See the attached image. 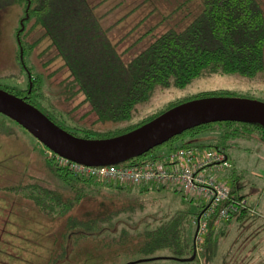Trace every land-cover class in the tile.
<instances>
[{
    "label": "rangeland",
    "instance_id": "1",
    "mask_svg": "<svg viewBox=\"0 0 264 264\" xmlns=\"http://www.w3.org/2000/svg\"><path fill=\"white\" fill-rule=\"evenodd\" d=\"M256 1L264 17V0ZM202 3L203 0H103L97 12L103 16V27L111 28V40L114 43L122 41L118 50L128 60L157 36L170 29H183L200 13ZM24 18L19 5L8 8L2 14L0 85L3 87H26L28 84L26 73L22 72L20 62L17 61L19 47L16 34ZM25 23L26 20L25 32L22 31L19 38L24 34V40L32 44L33 51L26 54L25 60L27 66L33 67L32 72L42 77L41 92L45 95L43 106L52 109L57 116L61 114L65 124L76 128L75 131L80 129V134L85 129L91 130L95 133V139L99 134L125 129L130 123L138 124L166 111L177 101L207 91L224 90L235 97L264 101V70L255 76L238 72L220 74L205 71L183 87L176 86L173 80L166 87H156L149 99L136 107L128 123L98 122L97 117L89 112V106L82 103V95L71 99L68 94L65 95L62 81L66 74L61 69V61L49 64L55 52L45 51L48 41L41 43L43 31L32 27L31 22L27 26ZM234 129L243 130V127L236 126ZM219 136V128L215 126L192 141L195 146L208 148L217 143ZM180 145L181 139H176L154 149L153 153H167ZM227 152L232 164L242 167L238 183L246 186L243 193L247 195L249 204L255 207L252 198L254 193L248 182L251 184L250 181L256 180L261 185L263 183L264 141H261L258 134L239 136L233 144H227ZM211 174L230 187L234 185L229 180V171ZM17 185L19 193L15 194L10 188ZM107 186L65 180L56 170V164L53 165L48 158L47 148L18 123L0 114V264H117L116 247L109 249L104 243L117 237L123 227L128 229L129 246L133 247L139 243L135 239L148 224L155 226L177 210L196 213L203 202L192 200L180 191L156 186L131 185L122 190ZM39 187L54 190L60 194L63 202L74 201L78 194L82 196L64 216L48 217L25 196L29 195V190ZM141 188L149 190L141 192ZM257 211L258 215L245 212L244 217L233 220L229 225L222 222L213 226L215 232L222 230L223 237L218 244L206 250L205 256L201 255V264H264V211ZM109 215L113 216L112 221L100 222L97 231L88 233L89 237L85 239L80 236L85 234L81 227H68L71 220L89 222L106 219ZM129 249H121L123 259L125 251ZM63 250L67 253L65 259L53 263ZM209 253H212V257L205 262ZM131 258L126 256L122 262L133 261ZM138 258L141 256L136 255L135 259L140 260ZM156 264L196 263L166 258Z\"/></svg>",
    "mask_w": 264,
    "mask_h": 264
},
{
    "label": "trees",
    "instance_id": "2",
    "mask_svg": "<svg viewBox=\"0 0 264 264\" xmlns=\"http://www.w3.org/2000/svg\"><path fill=\"white\" fill-rule=\"evenodd\" d=\"M102 1L0 0V22L2 14L16 5L22 8L25 17L30 3L29 19L25 24L27 26V23L31 22L32 27L43 31L41 43L48 41V48L45 51L55 52L54 57L48 61L49 64L56 60L61 61V69L66 74L62 81L65 95L68 94L70 99L82 95V103L89 106V112L97 117L98 122L128 123L136 107L148 100L156 87H166L171 80L176 86L183 87L205 71L220 74L238 72L246 76H255L264 70V17L256 0H203L200 13L183 29H170L157 36L146 48L128 60H125L124 54L118 50L122 41L114 43L109 36L111 28L103 27V16L97 12ZM23 35L21 43L26 63V54L33 51V48L32 44L24 40ZM19 50L17 60H19ZM27 67L33 76L31 93H29V82L26 87L11 89L0 85V88L24 98L66 131L82 138L95 139L93 137L95 133L91 130L85 129L84 133L80 134V129L75 131L76 128L64 123L65 119L61 114L57 116L52 109L43 106L45 95L41 92L42 77L32 72V66ZM25 75V78H28L27 74ZM213 96L233 95L224 90L207 91L199 96L177 101L168 109L189 100ZM163 112L165 111L146 118L138 124L130 123L125 129L99 134L97 138H110L127 133ZM215 126H218L220 136L214 146H223L227 149L228 143L233 144L239 136L245 135L258 134L261 141H264V127L259 124L228 121L193 128L168 143L181 139L179 147L192 146L193 138L214 129ZM236 126L243 127V130L234 129ZM156 154L152 151L148 155ZM52 164L54 165L53 162ZM56 170L65 180L85 182L87 185H104L95 180L74 176L57 165ZM234 173L233 171L228 174L229 180L234 184L232 193L246 198L239 194L241 186L239 187L238 180L241 175L236 173L235 177ZM107 187L125 189V186L118 185ZM39 188L29 190V195L25 194V196L29 197L48 217L64 216L82 196L78 194L74 201L63 202L60 194L54 190ZM147 190L149 189L141 188L140 191ZM203 208L204 206L196 213L177 210L155 226L148 224L139 233L141 240L139 237L135 239L139 242L136 246H129L130 235L125 227L117 237L114 236L104 243V246L109 249L116 247L117 264H127L132 261L122 262L126 256L132 257L135 261L136 255H140L143 259L164 258L135 264H156L159 260H166L165 258L190 259L195 250L197 254L194 260L181 262L201 264V255L205 256L206 250L218 244L223 237L222 230L215 232L211 226L212 228L210 227L209 232L202 239L201 249L198 250L193 219ZM244 213L232 218L226 224L229 225L233 220L244 217ZM112 218L113 216L109 215L106 219L89 222L71 220L68 227L70 229L81 227L85 234L80 236L85 239L89 237L88 233L93 234L97 231L100 222L110 223ZM126 247L130 249L125 251L126 256L123 259L121 249ZM66 255V250H63L55 257L53 263L64 260ZM209 255L210 253L205 257V262L212 257V253Z\"/></svg>",
    "mask_w": 264,
    "mask_h": 264
},
{
    "label": "water",
    "instance_id": "3",
    "mask_svg": "<svg viewBox=\"0 0 264 264\" xmlns=\"http://www.w3.org/2000/svg\"><path fill=\"white\" fill-rule=\"evenodd\" d=\"M29 7L30 3L26 16L21 21L19 35L24 30V21L29 18ZM22 57L21 49V60ZM0 114L18 123L50 151L86 166L123 165L144 157L175 137L205 124L229 121L264 127V101L235 96L189 100L127 133L102 139L82 138L66 131L34 105L1 88ZM196 254L195 250L190 259H175L192 261ZM161 258L164 257L140 259L127 264Z\"/></svg>",
    "mask_w": 264,
    "mask_h": 264
},
{
    "label": "built area",
    "instance_id": "4",
    "mask_svg": "<svg viewBox=\"0 0 264 264\" xmlns=\"http://www.w3.org/2000/svg\"><path fill=\"white\" fill-rule=\"evenodd\" d=\"M48 158L58 167L82 179H91L106 185L156 186L180 191L192 200L203 201L204 208L193 219L195 242L202 239L211 226L227 223L243 212L258 215L247 198L236 196L232 187L211 173L228 172L233 164L223 146H185L167 153L138 158L123 165L86 166L72 162L47 149Z\"/></svg>",
    "mask_w": 264,
    "mask_h": 264
},
{
    "label": "crops",
    "instance_id": "5",
    "mask_svg": "<svg viewBox=\"0 0 264 264\" xmlns=\"http://www.w3.org/2000/svg\"><path fill=\"white\" fill-rule=\"evenodd\" d=\"M256 165H259V163L256 162ZM264 165V164H263ZM234 167V169H233ZM233 167L229 170V173L231 174V172H235L234 175L236 177V173L239 174V170L241 171V166H237L233 165ZM233 170V171H232ZM251 184L248 182L249 186H250V190L252 191V193H254V195L252 196V198L254 199V204L256 205L258 210H262L264 211V179H263V183L262 185L258 182H256V180L250 181ZM241 185H239L240 187ZM238 187V188H239ZM243 188H246V186L243 187V185L239 188V194L240 195H245L243 192Z\"/></svg>",
    "mask_w": 264,
    "mask_h": 264
},
{
    "label": "flooded vegetation",
    "instance_id": "6",
    "mask_svg": "<svg viewBox=\"0 0 264 264\" xmlns=\"http://www.w3.org/2000/svg\"><path fill=\"white\" fill-rule=\"evenodd\" d=\"M27 10V9H26ZM29 14V13H28ZM25 16H26V14H25ZM29 19V18H28ZM27 19V20H28ZM23 20V19H22ZM21 20V21H22ZM26 20V21H27ZM25 26V25H24ZM19 31L20 30H18V32H17V34H16V36H17V43H18V47H19V60H17L18 62H20V64H21V67H22V69H23V71H25V73L27 74V77H28V82H29V93H31V89H32V87H33V76H32V73L30 72V70L28 69V67H27V65H25L26 63H25V61H24V49H23V46H22V43H21V38H19L20 37V35H19ZM19 41H20V43H19ZM21 49H22V51H23V57H22V59L23 60H21ZM25 97H28V96H25ZM24 99V98H23ZM150 154V153H149ZM12 191H15V194H18L19 193V185H17V186H14V187H11L10 188Z\"/></svg>",
    "mask_w": 264,
    "mask_h": 264
},
{
    "label": "bare ground",
    "instance_id": "7",
    "mask_svg": "<svg viewBox=\"0 0 264 264\" xmlns=\"http://www.w3.org/2000/svg\"><path fill=\"white\" fill-rule=\"evenodd\" d=\"M12 89V88H11ZM63 119H65V118H63ZM65 123V122H64ZM79 125V124H78ZM77 126V125H76ZM75 127V126H74ZM78 127V126H77ZM80 128V127H79ZM82 129V128H81ZM87 130V129H86Z\"/></svg>",
    "mask_w": 264,
    "mask_h": 264
}]
</instances>
